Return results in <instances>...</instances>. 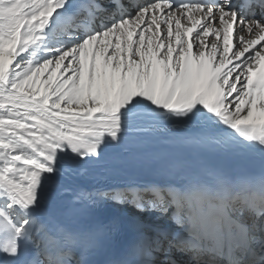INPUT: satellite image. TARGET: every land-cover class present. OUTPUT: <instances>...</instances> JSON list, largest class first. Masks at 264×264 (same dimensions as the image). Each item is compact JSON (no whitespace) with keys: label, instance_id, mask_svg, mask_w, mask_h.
Returning a JSON list of instances; mask_svg holds the SVG:
<instances>
[{"label":"snow or ice","instance_id":"1","mask_svg":"<svg viewBox=\"0 0 264 264\" xmlns=\"http://www.w3.org/2000/svg\"><path fill=\"white\" fill-rule=\"evenodd\" d=\"M0 264H264V0H0Z\"/></svg>","mask_w":264,"mask_h":264},{"label":"bare ground","instance_id":"2","mask_svg":"<svg viewBox=\"0 0 264 264\" xmlns=\"http://www.w3.org/2000/svg\"><path fill=\"white\" fill-rule=\"evenodd\" d=\"M183 126H176L174 131L179 132L182 129ZM121 181H116L109 179L105 175H99L94 180L91 181V184L89 187H92L93 189H99L100 191H108L109 186L112 184L120 183ZM101 216L105 217H112V216H118V217H127L128 216V209L115 205L110 201H106L100 208L96 210Z\"/></svg>","mask_w":264,"mask_h":264}]
</instances>
